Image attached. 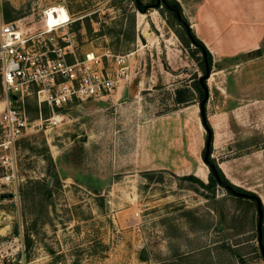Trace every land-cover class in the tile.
<instances>
[{"label":"rangeland","instance_id":"rangeland-1","mask_svg":"<svg viewBox=\"0 0 264 264\" xmlns=\"http://www.w3.org/2000/svg\"><path fill=\"white\" fill-rule=\"evenodd\" d=\"M139 2L144 12L133 0H0L25 27L64 6L80 51L130 53L131 76L105 100L59 108L53 123L24 101L17 189L0 198V264H264L252 199L180 178L207 182L204 123L216 166L264 149V48L202 65L172 13ZM177 88L189 103L174 104ZM223 109H239L237 123L214 115Z\"/></svg>","mask_w":264,"mask_h":264},{"label":"built area","instance_id":"built-area-1","mask_svg":"<svg viewBox=\"0 0 264 264\" xmlns=\"http://www.w3.org/2000/svg\"><path fill=\"white\" fill-rule=\"evenodd\" d=\"M50 22L47 8L40 27H25L7 20L0 8V193H16L14 145L28 125L24 101L45 105L55 121V111L74 101L105 100L114 89L130 82V53L109 49L81 52L69 30L72 18ZM20 264H24L21 262Z\"/></svg>","mask_w":264,"mask_h":264},{"label":"crops","instance_id":"crops-1","mask_svg":"<svg viewBox=\"0 0 264 264\" xmlns=\"http://www.w3.org/2000/svg\"><path fill=\"white\" fill-rule=\"evenodd\" d=\"M175 1L189 23V28L207 49L213 62L263 49L264 0ZM259 101L263 100L259 99ZM238 110L223 109L214 115L223 116L230 127L232 121L237 123ZM214 136L213 133V140ZM217 166L229 183L255 193L264 209V149L262 147L223 158L217 162ZM195 174L203 177L201 166L197 167Z\"/></svg>","mask_w":264,"mask_h":264},{"label":"trees","instance_id":"trees-1","mask_svg":"<svg viewBox=\"0 0 264 264\" xmlns=\"http://www.w3.org/2000/svg\"><path fill=\"white\" fill-rule=\"evenodd\" d=\"M133 1H134L136 9L139 12H144L143 5L140 4L139 0H133ZM160 5H163L164 8L168 12L172 13V15L175 18V20L177 21V23L179 25L183 26V29H184V32H185V36H186V40H187V44H192L200 52L202 65L210 64L211 57H210L209 52L204 47V45L201 43V41L189 29V27H188L183 15L181 13V9H180V6L177 3V1H175V0H163V2L160 3ZM157 7L158 6H156V8ZM176 13L179 15L180 20L177 19ZM5 16H7V15H5ZM259 51H260V49H257V50H255L253 52L257 53V55H258ZM185 90L186 89L182 90V89L177 88V89H175L173 91L174 104H187V103H189L191 101L190 98H187V97L183 96V93L186 92ZM200 94H201V92H200ZM204 126H205V130L206 131L210 130L209 126L207 125V123H204ZM205 137H206V135H205ZM209 149H210V145H209ZM208 161L213 166V168L215 170L216 177L209 170L208 171V175H207V176H209V178L207 179L206 183H203L200 179H198L197 177H195L192 174L181 175L180 178L187 179L189 181H195L197 184H199L200 186H202L204 188H211L213 185L219 184V182H221L223 184H227L228 186H230L232 188L233 191L241 192L242 194L246 195L247 198L252 199V201L256 204L255 199H257V197H256V195H254V193H252L250 191L243 190V189H241L239 187H236V186L232 185L231 183H229V181L222 175V173L220 172L218 167L214 163H212V160L209 157H208ZM259 205H260L261 214L263 215L264 214V210H263V207L261 206L260 202H259ZM256 237H257V235H256ZM257 246H258V249L260 248L259 246L264 248V234H261L260 245H257ZM259 253H260V249H259ZM260 257H261V253H260Z\"/></svg>","mask_w":264,"mask_h":264},{"label":"water","instance_id":"water-1","mask_svg":"<svg viewBox=\"0 0 264 264\" xmlns=\"http://www.w3.org/2000/svg\"><path fill=\"white\" fill-rule=\"evenodd\" d=\"M163 0H156L155 2V6H159L160 3H162ZM176 17L178 20H180L179 15L176 13ZM206 99V95L204 96V98L202 99V101L200 102V110H202V104ZM203 121V120H202ZM210 133L209 131H206V137H205V141H204V151L202 154V162L208 167V169L213 173V175L216 177L215 174V170L213 168V166L209 163L208 161V156H209V145H210ZM209 178V176H207V179ZM219 185L222 186L223 188H225L229 193L235 195V196H243L246 197V195L242 194L241 192H235L232 190V188L230 186H228L227 184H223L221 182H219ZM13 195L10 192H6V193H0V198H11ZM256 201V213H257V221H256V231H257V239H256V243L257 245H260V239H261V210H260V205H259V200L255 199ZM260 248V253H261V257L262 259H264V248L259 246ZM141 257H145L146 253L144 250L141 251ZM264 261V260H263Z\"/></svg>","mask_w":264,"mask_h":264},{"label":"bare ground","instance_id":"bare-ground-1","mask_svg":"<svg viewBox=\"0 0 264 264\" xmlns=\"http://www.w3.org/2000/svg\"><path fill=\"white\" fill-rule=\"evenodd\" d=\"M50 11L52 12L51 14L48 15V20L50 22L55 21V19H54L55 16L53 14L54 12L57 13V19L58 20L59 19H65V17H66V13L64 12V10L62 9L61 6H53L50 8ZM57 121H60V118L56 117L55 122H57Z\"/></svg>","mask_w":264,"mask_h":264}]
</instances>
